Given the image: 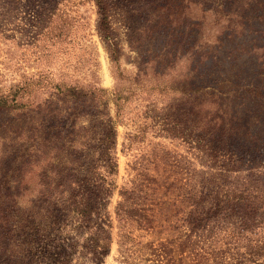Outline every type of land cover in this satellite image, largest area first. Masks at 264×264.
Wrapping results in <instances>:
<instances>
[{"label": "trees", "instance_id": "obj_1", "mask_svg": "<svg viewBox=\"0 0 264 264\" xmlns=\"http://www.w3.org/2000/svg\"><path fill=\"white\" fill-rule=\"evenodd\" d=\"M71 1L26 0L36 40L56 30L60 38L70 36L67 20L60 26L54 21L70 17L65 7ZM91 1L97 6L96 30L118 66L120 86L112 98L98 81L66 83L43 70L35 79L49 95L43 101L28 97L20 102L31 85L0 91V110L15 113L19 121L17 127L0 122V264H100L108 255L113 223L107 207L119 173L117 126L131 118L126 106L136 91L145 90L143 78L148 76L139 66L128 80L133 88L122 87L128 75L120 67L115 11L129 16L140 10L139 4L162 17L160 24L186 31L181 58L194 67L185 68L183 84L178 77L175 83L151 86L150 102L170 95L168 99L177 101L165 104L163 129L168 136L194 143L207 169L199 190L175 185L180 190L172 199L175 213L164 219L147 180L121 191L115 211L119 264H264V129L252 127H261L264 119L250 107L238 110L235 105L241 93L264 107V82L238 85L225 76L212 81L207 62L223 37L243 36L253 30L251 23L264 21V0ZM209 15L218 26L213 38L205 35ZM254 48L264 57V45ZM152 69L155 77L167 75L166 69ZM196 75L205 78L197 85L191 83ZM8 160L16 167L2 170ZM170 227L178 230L177 237L145 241L144 234L135 233L167 235ZM223 233L225 243L217 245Z\"/></svg>", "mask_w": 264, "mask_h": 264}, {"label": "rangeland", "instance_id": "obj_2", "mask_svg": "<svg viewBox=\"0 0 264 264\" xmlns=\"http://www.w3.org/2000/svg\"><path fill=\"white\" fill-rule=\"evenodd\" d=\"M138 7L140 10H135L129 16H123L119 9L115 11L114 32L120 41V67L124 74L128 75L127 79L122 81V87L127 90L133 88V83L128 80L140 69L139 66L148 71V76L143 78L145 90L136 91L126 106L125 111L129 112L131 118L119 122L117 126L118 187L111 194L107 207V213L113 223V239L108 255L101 259L100 264H119L121 237L115 211L122 199L121 191L147 180L148 184L154 187L156 199L160 201L159 217L164 219L175 213L172 199L180 192L175 185L186 183L184 187L188 191H197L201 188V180L205 177L207 169L202 154L194 143L168 136L163 129L165 104H176L177 101L168 99L171 95L165 99L164 96L158 95L157 101L150 102L154 98L151 95V86L169 85L175 83L178 77L177 82L183 84L185 72L194 67L190 64L188 66V60L181 58L183 51L186 52L183 44L186 31L184 27L176 30L175 26L160 24L162 17L151 15L149 5L141 7L139 4ZM65 8L68 9L70 17H56L54 24L60 26L62 21L67 20L66 25L72 27L68 33L70 36L67 39L60 38L56 30L47 37L42 36L36 40L31 33L26 0H0V91L14 90L19 84L31 85L20 102L27 101L28 97L34 101H43L49 95L35 82L37 74L43 70L47 74L48 71L53 72L51 78L61 77L66 83L76 80L84 83L98 81L101 87L108 90L110 98L113 97L116 86H120L118 66L96 30V4L91 0H73ZM217 28L209 15L205 22V35L215 37ZM251 28L253 30L246 31L243 36L223 37L221 48L207 61L213 73L212 81L219 82L225 76L224 79H233L238 85L250 82L260 85L264 82V76H260L264 74V57L262 52L254 48L255 45H264V21L251 23ZM196 58H200L199 55H196ZM158 67L160 70L166 69L167 75L153 76L152 68L156 70ZM198 76H194L191 83L197 85L205 79ZM235 101L236 109L250 107L249 111L254 113L256 110L264 119V107H259L258 101L244 98L241 93ZM111 108L114 114L113 102ZM17 117L13 112L5 113L0 110V122L11 121L17 127ZM143 120H147L148 125L144 127V132L141 131L145 126ZM248 121L254 122L251 119ZM254 126L252 125L253 128L264 129V123L261 127ZM2 155L3 145L0 141V161ZM9 166L16 167L8 160L2 162L1 169ZM172 224L173 222L170 225ZM135 233L144 234L141 239L145 241L159 237L164 240L166 237H177L178 230L170 227L167 235ZM225 235L227 234L223 233L217 238V245L225 243ZM173 245L177 248L178 242ZM229 262L236 264L233 260Z\"/></svg>", "mask_w": 264, "mask_h": 264}]
</instances>
